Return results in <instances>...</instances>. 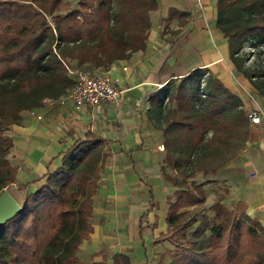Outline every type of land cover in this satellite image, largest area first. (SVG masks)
I'll return each instance as SVG.
<instances>
[{"label": "trees", "instance_id": "trees-1", "mask_svg": "<svg viewBox=\"0 0 264 264\" xmlns=\"http://www.w3.org/2000/svg\"><path fill=\"white\" fill-rule=\"evenodd\" d=\"M158 7V0H79L77 8L63 0H0V195L16 182L17 168L8 159L14 143L6 132L21 113L68 96L74 82L69 69L107 71L144 51L150 13ZM62 8L66 13L56 15L52 27L47 16ZM216 9L232 63L264 99V0H216ZM169 19L184 27L188 14L171 9ZM249 48L261 66L254 61L245 68ZM201 79L194 72L178 86L170 82V103L164 107L155 98L148 112L164 137L163 176L177 189L176 201L168 198L167 232L159 239L175 248L172 264H264V227L244 204L224 206L226 191L211 206L212 219L200 207L207 195L195 178L215 175L233 159L250 125L242 101L219 78L210 76L203 88ZM105 157L93 133L63 153L60 168L48 171L45 185L0 226V264H78L76 252L93 231V197ZM114 261L130 264L123 256Z\"/></svg>", "mask_w": 264, "mask_h": 264}, {"label": "crops", "instance_id": "crops-1", "mask_svg": "<svg viewBox=\"0 0 264 264\" xmlns=\"http://www.w3.org/2000/svg\"><path fill=\"white\" fill-rule=\"evenodd\" d=\"M158 1V10L150 13L146 49L107 70L125 90L122 103L106 102L78 114L68 96L48 99L22 112L6 132L14 143L8 159L17 168L16 182L6 190L21 206L45 185L48 171L60 168L63 153L76 141L88 133L102 140L106 157L93 197V231L76 252L78 264H115L116 256L130 264L160 263L153 251L167 232L168 198L177 189L163 176L164 137L148 116L155 98L160 101L151 96L159 85L166 91L170 82L178 86L194 72L203 80L217 77L242 101L245 113H264V99L231 61L228 40L216 25V0ZM171 9L188 14L186 26L169 19ZM201 176L206 195L227 191L224 206L244 204L247 215L264 227V121L250 122L240 152L215 175Z\"/></svg>", "mask_w": 264, "mask_h": 264}, {"label": "built area", "instance_id": "built-area-1", "mask_svg": "<svg viewBox=\"0 0 264 264\" xmlns=\"http://www.w3.org/2000/svg\"><path fill=\"white\" fill-rule=\"evenodd\" d=\"M250 49L253 53L251 57H253L254 49ZM69 70L74 82L72 89L69 91L68 99L76 113L81 114L89 110L97 109L106 102L112 105H119L122 103V96L125 90L115 86V82L108 71L89 73L81 70ZM126 70L127 68H124V71ZM202 81L205 82L203 79ZM164 90V85H159L157 87V92L152 93L151 96L154 97L158 95L161 104L165 107L170 103V99ZM246 115L249 121L254 125L261 124L262 121H264V113L261 111L259 113L249 111L246 112ZM39 119H41V117H39Z\"/></svg>", "mask_w": 264, "mask_h": 264}, {"label": "rangeland", "instance_id": "rangeland-1", "mask_svg": "<svg viewBox=\"0 0 264 264\" xmlns=\"http://www.w3.org/2000/svg\"><path fill=\"white\" fill-rule=\"evenodd\" d=\"M78 1L79 0H63V3L64 4H69L71 7H76L78 6ZM66 13V9L62 8L61 10H57L55 11L53 14L51 15H48L47 16V20L49 21V23L51 24L52 27L55 26V23H56V15H62V14H65ZM251 52V49L249 48L246 53H250ZM247 61L248 63H245V68H251L252 67V63L255 61L254 65H258L261 66V59H260V56L258 53H256L253 57H251V55L249 56V58H247ZM254 66V67H255ZM86 72H89V73H95V72H98L97 70H86ZM204 83V84H203ZM206 84V81H202L201 80V85H202V88L205 86ZM171 92V91H170ZM170 173V172H169ZM172 175H174V173L172 172L171 173ZM202 174H199L196 178H195V181L198 183V184H202V181L203 180V177L201 176ZM10 189H8V192H9ZM214 194L208 190V194H207V200L204 204L200 205V207L203 208L204 210V214L207 215V217H209L210 219L213 218L214 216V212H212L210 210L211 206L218 201V196L220 195L219 191L217 190H214ZM171 199H172V202H175L176 201V197L174 196V194H172L171 196ZM185 209H192L191 207H187V208H184L182 210H185ZM181 210V211H182ZM188 211V210H187ZM195 227H193L191 230H189L188 232L185 233L186 237L188 238H191L194 231H195ZM210 233H208L207 235L209 236ZM157 242L155 243V246L157 248L154 249L153 253L155 254V257L158 261V263L161 261V264H172L173 263V257L175 255V248L173 247V245H171L168 241H163V240H156Z\"/></svg>", "mask_w": 264, "mask_h": 264}, {"label": "water", "instance_id": "water-1", "mask_svg": "<svg viewBox=\"0 0 264 264\" xmlns=\"http://www.w3.org/2000/svg\"><path fill=\"white\" fill-rule=\"evenodd\" d=\"M22 210L23 207L5 190L0 195V226L15 218Z\"/></svg>", "mask_w": 264, "mask_h": 264}]
</instances>
